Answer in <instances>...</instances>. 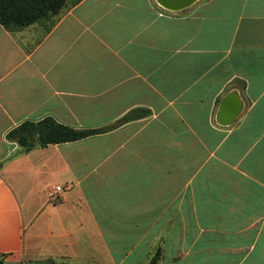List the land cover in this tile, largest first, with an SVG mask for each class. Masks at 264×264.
<instances>
[{
    "label": "crops",
    "instance_id": "crops-1",
    "mask_svg": "<svg viewBox=\"0 0 264 264\" xmlns=\"http://www.w3.org/2000/svg\"><path fill=\"white\" fill-rule=\"evenodd\" d=\"M163 10L79 0L49 29L0 24L1 262L264 264V0ZM45 117L103 130L7 138Z\"/></svg>",
    "mask_w": 264,
    "mask_h": 264
},
{
    "label": "trees",
    "instance_id": "trees-1",
    "mask_svg": "<svg viewBox=\"0 0 264 264\" xmlns=\"http://www.w3.org/2000/svg\"><path fill=\"white\" fill-rule=\"evenodd\" d=\"M68 1L77 3L79 0H0V24L12 31L39 22L49 29ZM102 130L74 128L45 117L39 121H23L7 133V138L29 152L49 144L80 140ZM158 255L157 252L150 264L157 261Z\"/></svg>",
    "mask_w": 264,
    "mask_h": 264
},
{
    "label": "water",
    "instance_id": "water-1",
    "mask_svg": "<svg viewBox=\"0 0 264 264\" xmlns=\"http://www.w3.org/2000/svg\"><path fill=\"white\" fill-rule=\"evenodd\" d=\"M159 7L169 12H178L196 0H155ZM244 103L236 91L229 92L221 101L216 121L222 125L232 124L243 109ZM0 264H7L0 261Z\"/></svg>",
    "mask_w": 264,
    "mask_h": 264
},
{
    "label": "built area",
    "instance_id": "built-area-1",
    "mask_svg": "<svg viewBox=\"0 0 264 264\" xmlns=\"http://www.w3.org/2000/svg\"><path fill=\"white\" fill-rule=\"evenodd\" d=\"M169 11L163 10L161 11V15H164L166 13H168ZM63 187H61L60 185H55L53 188L49 189L47 192V196L48 198L53 201V202H57L60 200L61 198V194L63 192Z\"/></svg>",
    "mask_w": 264,
    "mask_h": 264
}]
</instances>
